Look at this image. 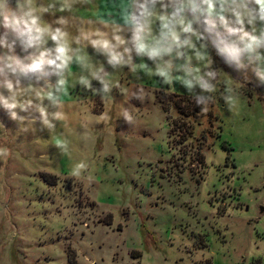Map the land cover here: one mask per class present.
Instances as JSON below:
<instances>
[{"label": "rangeland", "instance_id": "rangeland-1", "mask_svg": "<svg viewBox=\"0 0 264 264\" xmlns=\"http://www.w3.org/2000/svg\"><path fill=\"white\" fill-rule=\"evenodd\" d=\"M122 2L93 0L70 17L71 35ZM212 67L201 106L126 67L108 69L101 96L73 64L54 128L0 109V264H264V86Z\"/></svg>", "mask_w": 264, "mask_h": 264}, {"label": "clouds", "instance_id": "clouds-1", "mask_svg": "<svg viewBox=\"0 0 264 264\" xmlns=\"http://www.w3.org/2000/svg\"><path fill=\"white\" fill-rule=\"evenodd\" d=\"M93 6V0H0V109L11 120L54 128L73 64L81 70L79 84L101 96L112 90L108 69L126 67L161 86L179 83L201 106L203 93L216 91L217 61L264 86V0H123L118 15L89 17L72 36L70 17ZM85 48L104 64L93 66ZM85 168L77 164L73 175Z\"/></svg>", "mask_w": 264, "mask_h": 264}, {"label": "trees", "instance_id": "trees-1", "mask_svg": "<svg viewBox=\"0 0 264 264\" xmlns=\"http://www.w3.org/2000/svg\"><path fill=\"white\" fill-rule=\"evenodd\" d=\"M104 224H109V220L105 221ZM70 258H71V257H70ZM67 261H68L67 264H75V262L73 261L72 258H71V259L68 258ZM249 264H260V261L257 260V259H253V260H251V261L249 262Z\"/></svg>", "mask_w": 264, "mask_h": 264}, {"label": "water", "instance_id": "water-1", "mask_svg": "<svg viewBox=\"0 0 264 264\" xmlns=\"http://www.w3.org/2000/svg\"><path fill=\"white\" fill-rule=\"evenodd\" d=\"M260 210H262V209L260 208Z\"/></svg>", "mask_w": 264, "mask_h": 264}]
</instances>
